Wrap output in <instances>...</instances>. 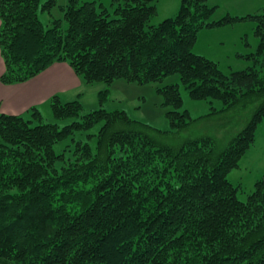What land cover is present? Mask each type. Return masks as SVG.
<instances>
[{
	"label": "trees",
	"instance_id": "obj_1",
	"mask_svg": "<svg viewBox=\"0 0 264 264\" xmlns=\"http://www.w3.org/2000/svg\"><path fill=\"white\" fill-rule=\"evenodd\" d=\"M157 0H68L63 17L44 24L56 0H0L2 85L67 64L84 84L123 79L139 85L178 74L208 116L242 106L252 111L224 148L208 136L181 139L197 120L180 110V86L159 91L170 131L124 110L83 114L59 95L41 107L0 112V264H264V178L245 200L229 174L252 148L264 120V6L214 18L208 0H180L172 18L152 24ZM249 23L251 66L225 73L196 53L204 30ZM246 35V34H245ZM109 89L98 93L100 103ZM43 107V106H42ZM102 123L95 146L75 138ZM87 137H91L88 135ZM70 140L61 152L57 144Z\"/></svg>",
	"mask_w": 264,
	"mask_h": 264
},
{
	"label": "rangeland",
	"instance_id": "obj_2",
	"mask_svg": "<svg viewBox=\"0 0 264 264\" xmlns=\"http://www.w3.org/2000/svg\"><path fill=\"white\" fill-rule=\"evenodd\" d=\"M82 1H96L108 8H110L111 3V0ZM67 2L68 0H56V6L51 10L52 15H40L41 21L47 24L54 18L61 19L63 17L61 8ZM208 4L216 7L214 18L218 19L228 13L233 16H246L259 12L260 8L264 6V0H208ZM155 5L157 13L152 18L151 23L156 25L162 20L172 18L177 14L180 8V0H157ZM248 33L249 23L235 28L204 30L199 33L194 50L207 58L219 61L221 70L225 73L242 70L251 66L252 63L242 57L250 53V49L244 47L243 42L253 44ZM172 84L180 86L182 97L180 110H187L191 118L197 120L192 122L180 135L173 136L171 141L174 143L179 142L181 139L208 136L215 141L218 147L224 148L250 119L252 111L249 107L242 109V106L208 116L207 114L210 112L209 104L205 100L190 98L187 91L182 87L178 74L167 76L160 82L144 85L130 83L123 79L114 80L109 86L101 82L84 84L78 97L68 95L62 97L61 100L62 102L79 100L83 107V114L101 107L108 111L124 110L130 118L144 122L156 130L166 133L171 129L166 113L172 108L163 104L164 97L159 89ZM105 89H109V96L107 100L100 103L98 93ZM40 109L46 123H55L62 128L73 121V119H54L47 107L43 106ZM101 125L102 123H97L88 131L77 133L75 138L78 137L88 141L94 147L95 136ZM88 135H91V137H87ZM69 144H73V142L67 139L57 144L55 150L61 152ZM262 178H264V120L257 129L254 145L240 161V167L229 174V180L238 184L243 191L240 194V198L243 200L253 190L255 182Z\"/></svg>",
	"mask_w": 264,
	"mask_h": 264
},
{
	"label": "crops",
	"instance_id": "obj_3",
	"mask_svg": "<svg viewBox=\"0 0 264 264\" xmlns=\"http://www.w3.org/2000/svg\"><path fill=\"white\" fill-rule=\"evenodd\" d=\"M3 70L0 57V75ZM83 86L67 64L55 63L27 82L9 86L0 83V112L20 115L32 106H44L55 95L78 97Z\"/></svg>",
	"mask_w": 264,
	"mask_h": 264
}]
</instances>
